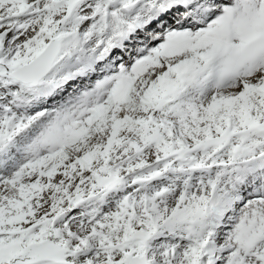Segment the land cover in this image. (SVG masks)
<instances>
[{
	"label": "snow or ice",
	"instance_id": "6c2138e0",
	"mask_svg": "<svg viewBox=\"0 0 264 264\" xmlns=\"http://www.w3.org/2000/svg\"><path fill=\"white\" fill-rule=\"evenodd\" d=\"M0 264H264V0H0Z\"/></svg>",
	"mask_w": 264,
	"mask_h": 264
}]
</instances>
